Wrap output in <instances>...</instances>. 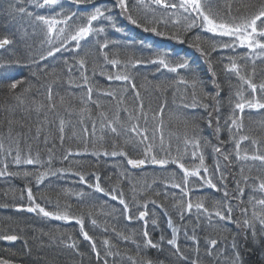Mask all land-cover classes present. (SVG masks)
Returning <instances> with one entry per match:
<instances>
[{
  "label": "rangeland",
  "instance_id": "obj_1",
  "mask_svg": "<svg viewBox=\"0 0 264 264\" xmlns=\"http://www.w3.org/2000/svg\"><path fill=\"white\" fill-rule=\"evenodd\" d=\"M4 1H6L7 5L9 4V6L15 11V13H18V17L11 20V24L14 26L9 29L8 28L2 29L3 27L1 26L2 21L0 20V38L5 37L7 34L8 37H10L9 39H12V37L14 39V42L12 44L5 46V49H0V62H3L1 61V59L5 61L8 59H15L17 55H20L24 52L30 55L35 54L36 56H39L41 52L46 53V50L50 47V45L48 44V37L46 35V26L36 21L34 15L28 16L26 13L21 14L15 9H18L19 7H23L26 9L27 12H31L33 14L48 15V16L55 15V12H53L49 8H43V9L36 8L35 0H22L23 2L18 1V0H0V4L1 2H4ZM66 2H70V1L63 0V10L64 8H67V9L76 8L75 5L67 4ZM3 4L4 3H2L1 5L3 6ZM110 5L111 4H109V6ZM86 7L87 5H81L80 10H86ZM157 7L158 6L156 5H148L147 7L142 5V9L140 10L142 11L141 12L142 14H146L152 17L153 19H156L158 27H161V28L167 27V26L171 27V25L179 24L183 28L185 21L183 20V17L181 16L180 13H176L175 15H169V13H172L173 10L172 11L165 10L163 8L160 13H152V10H156ZM57 8L59 7L57 6L56 9ZM1 12L2 10L0 9V13ZM120 15H121V18L118 17L120 24H123L124 26L127 25L128 27H135L134 25H131L128 22L125 15H122L121 13ZM173 20H177L178 23L173 24L172 23ZM98 23L107 25L105 29V33H104L106 36H108L109 38L113 40L115 39V41H117V44L123 43V40L124 38H126V36L119 34L121 32H116L115 29H113L108 24L107 21H100ZM58 27H63V25H59ZM195 30L196 32L200 33L199 29H193L192 31L194 32ZM11 32H13L12 35H10ZM204 34L209 35L206 33H201V35H204ZM102 35H100L99 38L93 35L89 38V41H81V46L87 47L89 51H93L97 53V55L88 53V57L90 59H88L89 60L88 65L86 64L89 67V70L86 73L89 78V84L93 87L91 101L88 100L87 87L83 86V82L81 78V72L83 71L82 69L77 70V68H73L75 72H69L68 74L66 73L65 78L62 81V83H61L60 76H57V75L53 76L51 73L49 75V80H47L48 87L52 86L54 89V91L51 94V100H49L48 89L41 87L36 91L38 93H35L34 95L38 96L40 95V91L41 92L44 91L45 93L42 95L41 97L42 99L37 101L36 104H34V107H32V109L29 110V112H31L32 115H34L35 120L38 121L39 117L40 119L41 118L43 119V121L40 123L42 125V127L40 128L41 137L36 136V138L33 141L35 143V146L32 148V150H30L29 152L26 149H24L23 152L20 151V154L22 153L21 154L22 158L25 156H28L30 153L33 158L39 157L45 168L48 166L49 160H51V167L53 170L62 168V165H64V163L69 164L70 160L73 158L75 161H83L84 159H88V157L92 158V160L94 161L97 159H98L97 161H99V159H105L107 161L113 162V164L116 165V163H114L116 161L115 160L116 157H112L111 155L104 156L102 154L99 156L95 155L96 156L95 157L92 154L94 152H97L99 149L103 147H107L111 145L110 143L103 144V142L106 141V139H108L109 137H112V135L115 136L116 138H119L121 142L125 144L126 148L130 147L131 149H134L133 154H138L141 157L143 150L140 148L141 145L138 144V140L136 139V137H133L131 140H129L130 133L123 132V128L129 127L131 123L136 122L135 120L130 121L128 118V114L129 113H139L140 104L142 103L143 111L146 113L148 117L150 116V118L147 119L148 121L147 125L153 126L152 133L154 132L157 126L162 125L164 142L166 141V143L164 144V149H169L168 148L169 144L170 145L175 144L177 146V150L175 152L171 151V159L179 157L180 162L190 169L193 168L194 166H198L199 165L198 157L204 153L203 149L207 147V144L211 143V140L209 139V142L206 143L205 142L206 136L203 133V131L201 132L200 135L196 132L197 133L196 138L199 139L201 147L199 151H197L196 153L197 158L194 159L192 155V152H193L192 145L185 144V138L187 137V139L192 140L193 133L188 134L185 130H183L184 127L182 126V122H180V119H175L174 114L176 112L182 111L188 114L195 113V115H198L200 118H202L206 112L203 109V107H197V108H191V107L186 108L184 106L183 108L180 107V104L182 102L183 103L187 102L186 98L183 95L184 93L182 90L185 84H182L180 82L178 83L174 81H170V82L168 81V79H174V77H176L178 81H180L181 79H184L188 75L186 72L187 69H182L181 71L177 73H164L166 69H163L162 67L158 65H155L160 70L159 72H156L154 74L153 70L150 69V68H154L152 64L141 65L139 73L136 75V77L133 80L135 82L136 89L139 92V98H137L136 91L132 89V85L130 83L125 84V82L117 81V80L109 81L106 75L101 74V69H103L105 73H111V74H116L118 72H126V70L122 68L124 67V65H126V67L127 66L130 67L129 72L138 70L137 66L132 67V64L128 63V62H131L129 59H127L124 62L123 60L119 59L118 60L119 64L116 67H113L110 63L105 61L104 53L108 55L109 59H116V58L113 54L114 52L113 49L111 50L108 48V49H105L103 52L99 50V44L104 41L102 38ZM146 37H147L148 42L151 43V45L161 44L164 47H166L167 45L166 43V41H168L167 38H162L154 34H151ZM224 39H229V38H224ZM170 41L173 43H177L178 46H180V48L182 47L181 44L178 43L177 41H174V40H170ZM72 44H74V42H72ZM128 45L130 46V44ZM20 46L24 47L23 50H21V52L19 50ZM137 47L138 46L134 47V49H136ZM140 47L143 53L144 50L142 49L141 44H140ZM237 48H241V47H237ZM243 49L246 50L244 54L247 55L248 49L246 47ZM65 51L67 50L62 49L61 52L57 53L54 56V58H60L59 55ZM256 51L260 52L259 49H257ZM68 52H71V51H68ZM179 52H182V51H178L177 53ZM136 53L138 52L136 51ZM98 55L101 57H98ZM22 58L24 59L23 56ZM48 58H52V57H48ZM150 58L151 57H144V59H150ZM253 58L254 59H249V60L254 61L258 59H263L264 57H258L256 55H253ZM244 63H246L245 59H244ZM31 67L34 68L33 66ZM75 67H78V65L76 66L75 64ZM92 67H94V70H91ZM205 67L209 68V65L205 64ZM13 68L17 69L19 75L23 74L25 70L29 69L28 67H19L16 65H11L10 71H12ZM201 69H202V66H201ZM143 70L147 72L146 73L144 71V74H147L146 79L151 83L153 88L150 86H146V85L143 86L144 83H138L135 81L142 77L141 71ZM92 71H96L97 75L99 76L94 75ZM202 71H204V69H202ZM202 75L205 76V80L207 81L209 91L212 92L213 97H214L211 102L210 101L208 102V104L211 105L208 111L212 113L211 118L214 122H212V127H209L207 124L208 135L211 136L212 134V142H217L216 140H218V138H221L220 137L221 135H219L220 132L222 131L221 125H226V124L231 125V118L233 117V115H235L236 117H240V116L248 117L250 113V115L256 116V115H259V113L264 110V109H259V110L250 109L246 106L243 114H241L239 110L235 108V104L237 102H244L252 98L251 89L248 88V85L244 83L243 81H241L239 78L237 80L238 90L235 91L236 95L232 98L231 103H229V102H225V100L219 101V99L221 98L219 96L215 98V93L217 89L211 82L213 79L212 70H210L207 73V75L201 74L199 72V80L202 82V85H203L204 79L203 77H201ZM248 75L252 77L253 79V74L249 73ZM27 78H29V76H27ZM91 79L102 82L105 85V88H100L98 82L97 84H94L91 81ZM215 79H216V75H215ZM68 82H75L77 84H80L81 86L72 87L71 85L66 84ZM58 83H61L62 87L59 86ZM140 84L142 86V89L138 87V85ZM164 84H165L164 88L166 89L167 94H168V99L166 102L168 106L170 105L169 112H171L172 114V117H171L172 119L171 118L170 119L172 123L175 124L174 125L175 129L179 128L178 127L179 125L183 127L181 131L178 133L179 135L177 134V136L173 133L171 134L168 131L169 129L165 130L163 122L159 123V121H157L158 123H156L151 118L154 113L157 114V116H159L158 114L161 112V108L164 107V98L161 97L163 94L162 93L160 94L156 89H154L156 87H161ZM255 84L257 85V98L264 99V92L260 91L259 89V85L264 84V80L262 82L257 81V83ZM198 88L200 89L202 88L201 84H198ZM79 90H82V91H79ZM105 91H112L114 93V96L104 95L103 92ZM197 91L199 92V90ZM240 97H242L243 100H241ZM57 100L60 101L61 107H58ZM199 101H202V100H199ZM226 103L228 104L227 107L229 106V111L227 115L221 114L222 109H225L226 107ZM51 104L52 105L56 104L57 105V107L55 106L56 109H54V107H51ZM97 104H99V107L97 106ZM125 109L127 111H125ZM90 110L94 111V113L88 112ZM148 112L150 113L149 115H148ZM102 113L109 119L116 121V127L118 129H121L120 135L113 134L108 129H102L101 122L104 120V117L101 115ZM117 115H119L120 117L118 121H117ZM205 116L206 118H208L207 115ZM221 118H225L224 119L225 122L221 121ZM217 119H218L219 126H220L219 133L216 132ZM227 119H228V123H226ZM120 120L121 122H119ZM61 121H63V140H61L60 138L61 137V132H60ZM199 121H201V119H199ZM240 121L242 120H238V123ZM69 122H71L72 125H68ZM139 122L144 123V119H140ZM93 123H95L96 125V131H95L94 136L90 135L93 130L92 129ZM227 126H225L224 128H226ZM234 127L235 126H233L231 129V133L233 132ZM85 129H87V133L85 132ZM227 130H228V133H227L228 137H227V140H225L226 143L225 145L223 144L219 147H221V149L224 152H227L230 154V160L234 161L233 164H237L238 167H242L240 168L242 172H248L252 170V168L243 167L246 163L247 164L249 163L257 167L255 170L258 173H255V174L258 176L260 175L259 176L260 179H264V175H263L264 174V163H261L260 161H254L251 159H247V160L244 159L245 153H248L249 155H251V154H255L257 150L259 151L260 154H264V144L261 143L259 140H255V138L251 139L249 135H245L244 133H240L238 135H235V134L230 135L229 127H227ZM241 131L242 129L239 132ZM153 135L155 136L154 144H155L156 153H158L160 156H164L165 153L160 150V132H154L151 135V137ZM241 136H248L249 139L241 142L240 151H239L240 159H237L236 158V143L240 141ZM80 138H83V139L85 138V140H87L88 142L86 143L85 146L83 144V146L81 147L73 148L75 146H79V145H74V143L75 142L80 143V140H79ZM11 140L12 139H8L4 135L2 136L0 134V145H3V148L0 149V168H3L4 163H7L11 171H14V169L18 168L22 172V174L25 170H28V171L44 170L39 165H24V164H21L20 166L15 165L14 157L17 151L15 149L14 142H12ZM253 140L257 142L258 149H257V145H253L252 143ZM40 141H41V144H37ZM69 150L72 153L79 152L81 154L70 156L69 158L71 159L64 160L63 157L67 155ZM112 150L113 149H108V152L111 153ZM121 151H124V150L122 149ZM9 153H11V155H9ZM98 153H103V152H98ZM206 155H207L208 161H207L206 156L205 157L203 156L204 165L208 168L210 177L213 179L214 183L218 184L220 172H217L216 168H217V165H219V168H222V165H223L222 160L224 159L223 154L216 153L211 148L209 153H207ZM79 157H84V158H79ZM124 161H125L127 169L133 173H142L145 171H149V169L158 171V170H162L165 168V166L161 167L159 165H153L151 163H148L144 165L143 167L138 168V170H134L135 168H132L131 166H129L125 158H124ZM173 165H174L173 166L174 168L168 169L167 171H169V174H164L163 177L170 179L169 181L170 187L168 191H170L171 193H173V191L174 192L177 191L180 194V197H179V200L177 198H173L172 201H170L169 198L164 197L166 199L162 200V204H164L165 207H167L170 211H172L176 218V221H174V223L179 228L177 243L178 241L181 242V239H182V242H184L182 245L192 246L190 250L196 248L195 244H192L193 241L191 239H188L185 236V228L179 226L181 225V222L184 223V221H188L189 223L192 222V224L197 225L195 226L196 229L198 230L196 231V233L202 234L203 232L204 235H212L211 237H213V239H216L218 241V244L216 245V247L212 249L213 254L216 253V257L218 256L222 259L226 258L225 264H230V256L232 254V243H231L228 233H231L230 231H232V223H229L227 221L222 222L221 220H219L218 217L214 215L209 216L205 212H198V210L195 207H193L191 213L184 212V221H182L180 219L181 209H179V207L173 206L177 201L181 200L182 203L186 204L189 200H191V202L194 205L197 202H203L205 208L208 210L209 213L215 212L216 201H217L216 198L217 199L218 197L220 198L221 197L220 194L224 196L223 189L225 188V186L219 185V188L221 189V191H214L212 188H209L206 184H204L203 186H200V181L196 180V178H190V181L192 182L190 183L191 191L189 192L188 196H184L183 193L179 189L171 187V184L173 183H182V179L184 175L183 172L177 167L175 163H173ZM202 172H203V169H201V173ZM88 173H92V174L90 175ZM88 173H87L88 176H91V177L90 178L86 177V180L90 184H95L96 182L95 175H98L100 178H102V175L99 172H92L90 170ZM94 173L95 175H93ZM57 175L48 176L43 182V184L40 185L39 187H37L34 176L24 179L26 183L23 185H21L22 183H15L14 186L11 187V184H10V188L12 190L7 191L6 195H8L9 197H12L14 201L16 202L15 203L16 205H19V204L27 205L28 204L27 192L24 191V189L26 186L29 187L30 186L29 184L34 183L36 189L39 191V193L35 197L39 204L46 207V209L49 211H57V210L67 211L71 215L81 217L84 220L85 231L88 232V234L90 233V231H93L95 234H97V235H93V236L90 235V236L94 237L96 240H98L99 238V244L97 242L95 243L100 253L101 251L102 253L106 251H110L111 253L115 254L114 256L111 255L114 259H118V258L119 260L125 259L128 262H130V260L127 259V257L121 256L123 254L127 256L126 253L128 252H126L124 247L128 245V242L127 241L121 242L122 240L121 238H119L116 235H113L112 232L111 234L110 233L108 234V231L106 232L104 228L101 227L103 226V223H104L103 221L106 220L105 219L106 216L104 214L105 209L102 210V203L109 202V204H112L113 207H116L117 209L119 208V206L120 207H123V206L119 205L117 201L110 200L109 197L107 196H103L100 193L94 192V189L88 187L86 184L79 183L78 176H74L70 173H67V171L63 175H60L59 177ZM159 176H161V174ZM244 177L249 178V173L245 174ZM2 179L5 180L9 178L8 176H5V177H2ZM260 179H257V177L253 178L252 180L249 179L247 186H245L243 178H240L241 187L247 188L248 193L246 194V192L244 191V195L242 197L243 202L241 203V200L238 199L239 206H237L236 209L240 207L242 208V207L248 206V216L250 215L252 216L253 206H255V210L258 213L264 212V207L256 204V200L264 198V191H261L259 189ZM4 180L0 179V181H4ZM143 180H144V176H142L141 181L143 182ZM7 184L8 183H5V186ZM10 188H8V190H10ZM4 189H6V187H4ZM147 189L149 190L151 188H147ZM22 192H23V199L21 198ZM80 193H83V195H80ZM60 196H63L64 198L65 197L69 198V203L63 202L62 204L61 202L60 203L52 202V201H57V199L62 201L60 199ZM49 200H52V201H49ZM90 205L94 207L95 211L92 214H87L86 213L87 207ZM153 208L155 212L157 213V215L162 218L163 227L160 230L158 229L157 225L148 224L147 229L148 231L152 230L153 232H155L156 235L153 236V240L156 242H159L161 235H164L166 239L171 237V229H169L167 226V217L163 216V213L160 211V209L155 208V206H153ZM2 210H4V214H6V216H1L2 218H0L4 220L2 221L3 224L8 223L9 222L8 219L10 220L18 219L15 217L14 218L11 217V213H14V214L18 213V214H23V215L26 214L30 217H36L40 221L45 220L44 224L39 221L36 222L37 225L43 226L45 228L57 227L60 224L66 225V229L70 233H64V234L60 233V235H52L49 240H51L53 244H51L50 246L48 245L46 250H52L55 252V254L59 253L60 257L64 256V254H66L67 256L72 255L73 250H75V248L68 247V245L73 244L76 238L77 240L80 239L83 245L87 244L90 247L91 254H93L96 257V254L93 253L91 250V245L87 241L83 240V236L80 233V225L76 224L75 222L65 223L64 221L50 219L47 217L40 216L36 213L16 211L15 206L12 209H0V211ZM142 210H145V209L143 208ZM226 211L227 210H225V212ZM105 212L109 213V211H106V210ZM133 215L136 216V213H133ZM122 217H121V221L123 222L125 226L133 225L135 222L140 223L139 224L140 238L138 239L140 241V245H143L141 250L142 249H145L146 251L150 250L152 253L150 258L158 259V257H155L154 251L159 252L161 250H153L152 248H148L144 246L143 244L144 222L138 219H133L131 222H129L127 219L124 218V216ZM137 217H138V214H137ZM93 220L96 221L95 224H93L92 222ZM211 226H214V227H211ZM5 228L6 227H4V230ZM17 234L20 238L16 240L15 242L0 240V244L2 246H5L9 249L14 247L9 252L11 254L7 253L5 258L1 256L0 261H5L7 262V264H19V263L11 262V261H16L14 259H18L22 262L24 261L26 262L27 260H29L30 262L29 264H36V262L34 263L33 262L34 260L30 259V257H28L29 255H27V253L30 254L29 249H30L31 244L34 245L35 242L29 241L28 239H24V232L17 231ZM192 234H193L192 232L188 233L189 236H191ZM69 237H71V239H69ZM105 239L109 240L110 242V245L108 248H106V246L103 243ZM166 239L163 244V247L167 249V252L170 250H172L170 251V253L175 252V249H172L171 246L167 245ZM46 240H48V238H46ZM114 240L117 241L116 243L117 247L113 245ZM203 244L207 249L210 248V245L207 242H204ZM75 245H77V243ZM122 246L124 247H123V250L121 251L120 248ZM40 247H43V246H40ZM43 250H45L44 247H43ZM60 252H64V253H60ZM225 255L228 257H225ZM203 256H206V255H203ZM197 258H199L200 264H203L202 263L203 257L202 256L198 257L197 253H195V255L189 259L193 260ZM100 259H101V264H104V257L101 256ZM178 259H179L178 261L179 264H190V261H191L189 259L181 260L179 256H178ZM156 260L153 262V264H160L159 262H156ZM144 264H147V262Z\"/></svg>",
  "mask_w": 264,
  "mask_h": 264
},
{
  "label": "snow or ice",
  "instance_id": "obj_2",
  "mask_svg": "<svg viewBox=\"0 0 264 264\" xmlns=\"http://www.w3.org/2000/svg\"><path fill=\"white\" fill-rule=\"evenodd\" d=\"M71 5H75L76 8H69L67 11L63 10V0H35V7L38 9L49 8L55 15H42L35 14V20L42 23L46 26V35L48 37V44L50 47L45 52H41L39 55V60L35 56L30 58V62L26 61L22 58V54L17 55L15 59H8L6 61L0 62V87H6L8 93L13 95L17 100H20L19 96H16L15 90L17 89L18 84L23 83L22 80L15 79L13 75L10 74L9 69L11 65H16L19 67H28L31 71V65L38 64L39 61L46 60L48 57H54L57 53L61 52V50H67L74 53L76 56L79 55L81 49V41H89V38L95 35L99 38L100 35L105 33V29L107 25L99 24L100 21H107L108 24L115 29L116 32H123V29L120 28L117 24L113 22V10L116 8L120 9V13L126 16L128 22L132 25H135L137 28L142 27L144 32H151L156 36L167 38L169 40L177 41L180 44H184L186 42V35L188 32H191L193 29H199L201 33H206L209 35H196L192 42L189 43V47H193L200 53L202 57L207 58V62L209 63V68L212 70V53L213 52H223L224 50L231 49L235 51L237 47L247 48L248 54L240 57L241 59L249 60L252 59L253 55L258 57H264V5H261L258 10L252 12L250 15L244 16L243 18L233 17L231 14V5H228V11L224 15H221L219 8L217 7L216 0H136V5L130 7V0H115V3L111 4V6L105 5L100 2V0H70ZM81 5H91L90 9L80 10ZM137 5H156L159 8L163 9H171L172 13L169 15H175L176 13H180L185 21L182 32H166L160 30L157 26H150L145 23L142 24L139 19L133 14V7ZM59 7L60 10L57 11L56 7ZM17 10L21 14H27L28 16H33L34 14L31 12H27L25 8L19 7ZM71 22V23H70ZM162 22V21H161ZM173 24L178 23L177 20L172 21ZM59 25H63V27H58ZM217 37L219 39H217ZM229 38V39H224ZM12 40L4 37L0 38V49H5V46L12 44ZM74 42V44H72ZM109 43H117V41L112 40L109 41L105 39L103 42L99 44V50L103 52L105 49L109 48ZM130 43H135V41H130ZM140 44L144 47L149 48L151 51L149 53L150 59H138L133 64L132 67H136L140 64H153L166 69L169 73H177L180 69H189L193 72V79L191 81V86L195 90L198 84L202 85V82L196 76V69L191 65L190 60L187 56H181L180 54L174 53L171 49L161 48V47H153L152 45L145 44L144 41H140ZM259 49L260 52L256 50ZM105 61L110 63L113 67H116L119 64L117 59H109L108 55L105 53L104 56ZM227 59L230 61V64H225V70L228 72H234L239 77L241 81L248 85V88L252 91V98L244 101L237 102L235 104V108L239 110L241 114H243L245 107L247 106L250 109H264V99L257 98V85L252 81L250 77L244 76L240 74L239 68L240 65L237 63V57L228 56ZM221 62H223V57H221ZM67 63V60L65 61ZM79 68L83 71L81 72V78L83 82V86L87 87L88 92V100L92 99L93 87L89 84V78L87 76V65L84 59H80L78 61ZM72 67H69V72L72 71ZM101 74L106 75L109 81L117 80L123 81L125 84H131L132 89L136 91L137 98H139V92L136 89L135 82L132 80L131 76L127 74V72H118L116 74L105 73L103 69H101ZM212 84L216 87L217 91L215 93V97L220 95L221 86L215 79V71L212 70ZM182 84L189 83L188 81L181 79L179 81ZM81 86V85H77ZM260 91L264 92V84L259 85ZM49 92V100H51L52 90L48 89ZM104 95L114 96L112 91L103 92ZM207 98L212 99V93H206ZM243 100L242 97H240ZM23 103L22 100H20ZM99 107V104H97ZM54 107V105H51ZM186 108H197L203 107L205 112L208 113V126L212 127V113L208 111L211 107L210 104L204 103L202 101H198L195 96V91L193 93V102L192 104H185ZM125 111H127L125 109ZM163 112V108H161V113ZM103 115V113L101 114ZM129 120H135L136 123H131L129 127L123 128V132L130 133L129 140L133 137H138V144L143 145V152L140 158H133L125 151H118L116 147L113 146V150L111 153L107 151L103 153L94 152L93 155H111L112 157L123 156L127 160V164L132 168H141L144 165L151 163L153 165H159L161 167L166 166L168 163H175L177 167L183 172L182 183H173L171 187L179 189L184 196H188L191 191L190 188V178H196V180L200 181V186L206 184L209 188H212L214 191H221V189L214 183L213 179L210 177L208 168L204 165V157L200 155L199 165L194 166L193 168L186 167L183 163L180 162V158L171 159V152L168 151L164 156H160L155 151V136L149 137L148 128L140 126V119H144L145 125H147V115L143 111V104H140L139 113H129ZM120 119L119 115H117V121ZM153 120L157 119V114H153ZM238 120H242V116L236 117L233 115L231 118V125H229V132L231 135V129L233 126L236 127L237 131L242 129V124L238 123ZM102 129H108L111 133L120 135L121 129L116 127V121L109 119L108 117H104V120L101 122ZM92 132L90 135H95L96 125L93 123ZM61 140H63V121H61ZM87 133V129H85ZM154 132H160V148L161 151H164V137L162 132V125L157 126ZM216 132H220V126L217 119ZM196 131H193V139L189 140L187 137L185 138V144H190L193 147V158L196 157L197 151H199L201 145L199 139L196 138ZM248 136H241L240 141L236 143V158L240 159L239 151L241 142L248 140ZM221 143H226L225 141H221ZM253 145H257L255 140L252 141ZM3 148V145H0V149ZM170 149V144H169ZM258 149V145H257ZM213 150L216 153L223 154V158L226 161H230V154L224 152L221 147L213 146ZM81 153L76 152L72 153L70 150L63 157L64 160H68L70 156L80 155ZM11 155V153H9ZM244 159H251L254 161H260L264 163V154H260L259 151L255 154L249 155L245 153ZM14 163L17 166L21 164L24 165H39L44 170H36V171H28L25 170L23 172V176L25 178L33 177L35 178L37 187L43 184L45 179L50 175H63L66 171H71L70 169H55L53 170L51 167V160L48 162V166L45 168L42 161L39 157L33 158L29 153L28 156L22 158L19 151H17L14 157ZM9 166L7 163H4L3 168H0V177L5 176H15L18 175L16 172H11L8 170ZM201 169L203 172L201 173ZM217 172H220L219 165L216 168ZM72 175L79 177V183L86 184L88 187L93 188L94 192L100 193L103 196L109 197L112 201H117L119 205L123 206L120 209H113V211H119L121 215L124 216L129 222L133 219H138L144 222V231H143V244L144 246L152 249L163 250V244L165 242L166 237L161 235L160 241H154L150 233L147 229L148 220L146 219L149 216V212L147 211L148 202L145 201L143 207L145 210H140V206L137 205L138 217L133 215L132 208L129 203L126 201L123 191H117L115 187L111 189H106L102 186L101 179L98 175H95L96 182L95 184H90L85 175L80 171L71 172ZM221 182L224 183L227 180V176L220 172ZM260 179V178H257ZM244 184L247 186L249 178L244 177ZM30 183V181H29ZM259 189L264 191V179H260ZM24 191L27 192V201L28 204H19L15 205L16 211H24L28 213H36L40 216L47 217L54 220L64 221L65 223L75 222L80 225V233L83 236V240L87 241L91 245V250L96 254L97 261L100 260L101 254L96 247V243L92 236L88 234V232L84 229V220L81 217L71 215L67 211H49L46 207L39 204L35 198L34 192L31 187L26 186ZM224 197H229V192L227 187L223 189ZM83 195V193H80ZM159 195V193H157ZM244 195V189L240 186V181L236 182V191L232 195V199H239L241 203L243 202L242 197ZM21 198L23 199V192L21 193ZM151 203L155 205V208L160 209L163 213V216L167 217V226L171 229V237L166 239L167 245L171 246L172 249H175V254L180 257L181 260H188V257L184 255L181 251L177 239L179 228L175 225L171 214L168 209L162 203H158L156 200H152ZM256 204L264 207V198L256 200ZM6 207V205H4ZM174 207H179L180 211V219L184 220V212L191 213L193 207H195L198 212H205L209 216H216L221 221H227L229 223H236L237 228H242V233H236L232 237V254L230 256V264H264V212L258 213L255 210V206H253L252 216L249 218L248 209L244 208L241 210L242 220L234 221L233 220V206L231 203H227L226 205H221L218 207L215 212L209 213L205 208L203 202H197L195 205L189 200L186 204L181 201H177ZM224 207L227 208L225 212L222 210ZM155 215V213H154ZM93 224L96 223L95 220L92 221ZM151 223L153 225H157V220L152 219ZM123 235V234H121ZM243 235V242H241L238 237ZM185 236L188 239H191L194 244L198 245L197 237L193 234L191 236L188 235L187 229L185 226ZM20 237L16 234H5L0 235V240L15 242ZM71 239V237H69ZM124 240H129L130 237L123 236ZM106 248L109 247V240L105 239L103 241ZM207 243L210 245V248L206 249L208 256H212V249L216 247L218 241L216 239L208 238ZM139 246V245H138ZM68 247L75 248V244H69ZM199 249L197 248V253ZM250 254V258L246 259L245 254ZM109 255H115L110 251H106L104 254V264H108L107 257ZM251 257H255L252 259ZM0 264H7L5 261H0ZM147 264H153L151 260L147 262ZM160 264H163L161 261ZM190 264H200L199 258L193 259L190 261ZM218 264V262H217Z\"/></svg>",
  "mask_w": 264,
  "mask_h": 264
},
{
  "label": "trees",
  "instance_id": "obj_3",
  "mask_svg": "<svg viewBox=\"0 0 264 264\" xmlns=\"http://www.w3.org/2000/svg\"><path fill=\"white\" fill-rule=\"evenodd\" d=\"M18 1H22V0H18ZM70 1V0H69ZM23 2V1H22ZM101 3L108 5L109 4H113L115 3V0H100ZM2 3L3 6L1 5ZM67 4H70V2H66ZM0 4V9L2 10V12L0 13V20L2 21V29L5 28H12L14 25L11 24V20L15 19L18 17V13H15V11L9 6V4L7 5L6 1L1 2ZM24 4V3H23ZM216 4L217 7L220 10L221 15H224L225 13H227L228 11V5H231V14L233 17H237V18H243L244 16L250 15L252 12L256 11L259 9V7L261 5H264V0H216ZM136 5V0H130V7ZM111 6V5H110ZM91 5H87L86 9H90ZM142 9V5H137L135 7H133V14L137 17V19H139L141 21L142 24H149L150 26H157V22L156 19H153L152 17L146 15V14H142L141 10ZM57 11L60 10V8L56 9ZM64 10H68L67 8H64ZM119 8H116L113 10V22L117 23V25L123 29V33H119L122 34L123 36H126V38H124L123 43L122 44H113V43H109V49H113V54L115 56V58L117 60H123L126 61L127 59H129L131 63L133 64L136 60L138 59H144V57H150L149 53H150V49L147 47L142 46V49L145 51H143L140 49V41H144L145 44H149L151 45V43L148 42L147 37L153 33L151 32H144L143 28H137L135 25V27H128L127 25L124 26L123 24L119 23L118 17L121 18L120 12H119ZM162 10V8L157 7L156 10H152V13H160ZM165 10H171V9H165ZM172 11V10H171ZM35 16V14H34ZM48 16V15H47ZM132 25V24H131ZM160 30L162 31H166V32H182L183 28L179 25H171V27L167 26V27H158ZM6 33V32H4ZM10 34V33H9ZM13 32H11L10 35H12ZM111 34V33H110ZM131 34V35H129ZM201 35V32L198 33L196 32V30L193 32H188L185 39L186 42L182 45L181 44V48L180 46H178L177 43H173L171 42L169 39L168 41H166L167 45L166 47H164L161 44H156L152 46L155 47H161V48H167V49H171L174 53H177L178 51H182L179 52L177 54H180L181 56H187V58L190 60L191 65L193 66V68L196 69V76L199 79V72L201 74L207 75V73L210 71V68H206L205 64L209 65V63L207 62V58L205 57H200V53L198 51H196L195 48L193 47H189V43L193 41L194 37L196 35ZM112 35V34H111ZM205 35V34H204ZM113 36V35H112ZM7 38L8 35L6 34ZM118 37V36H117ZM4 38V37H2ZM103 40L108 39L109 41H112L113 39L109 38L108 36H106L105 34L102 35ZM132 38V39H130ZM134 41L136 43H130V41ZM217 39H219L217 37ZM14 42V39L12 37L11 39ZM115 40V39H114ZM122 41V40H121ZM12 42V43H13ZM129 42V43H127ZM130 44V46L128 45ZM138 46L136 49H134V47ZM23 46H20L19 50L21 52V50H23ZM98 49V48H96ZM95 49V50H96ZM136 51L138 53H136ZM246 50L243 48H236L235 51H232L231 49L228 50H224L223 52L217 51V52H213L212 53V58H211V63H212V70L215 71L216 74V79L217 82L219 83V85L221 86V91H220V95L219 97H221L219 99V101H224L225 102H229L231 103L232 98L236 95V92L238 90V76L236 75V73L234 72H228L225 70V64H230V61L227 59L228 56H235L237 57V63L238 65H240L239 71L241 75L250 77L248 74L251 73L253 74V79L252 77H250L252 79V81L254 83H257V81H263L264 80V58L263 59H258V60H246V63H244V59H241L240 57L245 56L246 54H244ZM88 53H92L94 55H97V53L93 52V51H89V49L87 47H83L81 46L80 49V53L78 56H76L74 53L72 52H62L59 56L60 58H47L46 60L43 61H39L38 64L35 65H31L34 68L31 67V71L29 69L25 70V72L21 75H19L18 71L16 68H13L12 71H10L11 74L14 75L15 79H19L23 81V83L18 84L17 89L15 90L16 96L20 97V100L23 101V103L20 102V100H17L13 95L8 93V90L6 87H0V134L5 137H7L8 139H12L11 141L14 142L15 145V149L16 151H24V149L28 150V152L30 150H32V148L35 146V143L33 142L34 139L36 138V136L41 137V127L42 125L40 124L43 119L39 117L38 121L34 119V115H32L31 112H29V110L32 109V107H34V104H36L37 101H39L40 99H42V95L45 93L44 91L41 92L40 91V95L36 96L34 95L39 88L44 87L46 89L51 88L52 92L54 91L52 86L48 87L47 84V80H49V75L52 73L53 76L57 75L60 76L61 78V83L65 78L66 73H69V67H72V71L71 72H75L73 70V68H77V70H79V63L78 61L80 59H84L86 61V64L88 65V62L90 59L88 57ZM105 54V53H104ZM103 54V55H104ZM40 55V54H39ZM199 55V56H198ZM22 56L24 57V59L26 61L30 62V58L32 56H35L37 58V60H39V56H36L35 54H28V53H22ZM98 57H101L98 55ZM221 57H223V62H221ZM29 58V59H28ZM252 59H254L252 57ZM67 60V63H65V61ZM1 61H5L3 59H1ZM78 65V67H75ZM127 64V63H126ZM201 64V65H200ZM14 65V64H13ZM141 65L144 64H140L137 65V69L136 71H130L129 72V66L126 67V65H124V67H122L123 69L126 70L127 74H129L132 78V80H134V78L136 77V75L139 73V70L141 68ZM153 65V64H152ZM204 69V71H202L201 69ZM13 67V66H12ZM154 68H150L153 70L154 74L156 72H159L160 69L157 68V66L153 65ZM204 67V68H203ZM89 70V67L87 66V72ZM91 70H94V67L91 68ZM182 69L178 70L181 71ZM144 71H141L142 77L138 80H135L138 83H144L143 86H150L152 87L151 83L146 79L147 74H144ZM146 72V71H145ZM187 77L184 78V80L188 81L189 83L185 84L184 88H182L183 90V95L186 98L187 102H182L180 104V107L183 108V106L185 104H192L193 102V93L195 91V96L196 99L202 100V102L204 103H208L209 101L211 102L212 99L207 98L206 93H212L211 91H209L208 88V84L207 81L205 80V76H201L204 79V83L202 88H198V85L196 86L195 90L193 89V87L191 86V81L193 79V72L189 69H187ZM92 73L96 76L97 72L96 71H92ZM147 73V72H146ZM162 73V72H161ZM164 73H169L167 70H165ZM247 74V75H246ZM27 76H29V78H27ZM91 81L94 84H99L100 88H105V85L100 82V81H96L91 79ZM168 81H174V82H178L179 81L176 79V77H174V79H168ZM28 82V83H27ZM58 83L59 86L62 87V84ZM66 84L71 85L72 87H77V84L75 82H68ZM165 84L161 87H156L154 89H156L160 94L162 93L163 95L161 96L162 98H164V107H163V112L159 113L157 116L156 120H153L154 122L158 123L157 121H159V123L163 122L164 123V128L165 130H168L171 134H175L177 136V134L181 131V129L184 127L183 130H185L188 134H192L194 129L195 131L200 135L201 132L203 131V133L206 136L205 142L208 143L209 139L211 140L210 144H207V147H205V149H203V156L207 158V153H209V151L211 150V148L213 149V146H221V145H225V143H221V141H225L227 140V127H229V124L226 125H221V129L222 131L220 132L219 135H221V138H218V140H216L217 142H212V134L211 136L208 135V131H207V124H208V118H206L205 115H207L208 117V113L206 112L204 114V116L202 118H200L198 115L194 114H188V113H184L182 111L180 112H176L174 114L175 119H180V122H182V126L180 125L178 126L179 128L174 127V123H172L171 121V117L172 114L171 112H169V106L167 104V99H168V94L166 89L164 88ZM139 88L142 89L141 84L138 85ZM187 87V88H186ZM42 88V89H44ZM153 88V87H152ZM102 90V89H101ZM199 90V92L197 91ZM82 91V90H79ZM78 91V92H79ZM103 91V90H102ZM77 92V93H78ZM216 98V97H215ZM55 102V101H53ZM42 103V102H40ZM58 103V107H61V103L59 100H57ZM52 105V104H51ZM54 105V109L55 106L57 107L56 104ZM227 103H226V107L225 109H222L221 114H225L227 115L228 111H229V106L227 107ZM124 106V105H123ZM57 112V111H55ZM88 112H92L94 113V111L90 110ZM150 113L148 112V115ZM37 115V114H36ZM103 117H105V115H102ZM153 117V115H152ZM151 117V118H152ZM101 118V116H100ZM150 116H147V119H149ZM171 118V119H170ZM143 119V118H141ZM159 119V120H158ZM199 119H201V121H199ZM225 118H221V121H224ZM121 122V120L119 121ZM212 122H214L212 120ZM225 122V121H224ZM136 123V122H135ZM140 123V122H139ZM226 123H228V119L226 120ZM240 124H242V133H244L245 135H249V137L251 139L255 138V140H259L261 143L264 144V110L262 112L259 113V115L253 116V115H248V117L244 116L242 117V121L239 122ZM184 124V125H183ZM68 125H72L71 122H69ZM228 125V126H227ZM140 126L142 127H147L148 128V135L149 137H151V135L154 133H152V128L153 126L151 125H145L144 123H140ZM225 126H227L226 128H224ZM124 127V126H123ZM236 127H234L235 129ZM39 131V132H38ZM38 133V134H37ZM230 133V132H229ZM37 134V135H36ZM232 135H234L233 133H231ZM179 135V134H178ZM103 137V136H101ZM210 137V138H209ZM137 140H139L138 137H136ZM80 143L75 142L74 145H79V146H75L73 148L76 147H81L86 145V143L88 142L87 140H85V138H80ZM226 142V141H225ZM110 143L111 145L107 146V147H103L101 149H99L97 152H108V149H113V146L116 147V150L121 151L122 149L127 152L131 157L133 158H140V155L138 154H133V150L130 147L126 148L125 144H123L121 142V140L119 138H116L115 136L112 135V137H109L108 139H106V141L103 142V144H107ZM166 143V141L164 142V144ZM37 144H41V141L38 142ZM140 148L143 150V146L141 145ZM169 148V145H168ZM161 150V148H160ZM177 150V146L175 144H171L170 145V149H164V153L168 152V151H173L175 152ZM110 153V152H108ZM22 154V153H21ZM95 156V155H94ZM96 157V156H95ZM79 158H84V157H79ZM171 158V157H170ZM71 159V158H69ZM98 160V159H97ZM97 160H92V158L88 159H84L83 161H75L74 158L70 160V163H64V165H62V168L64 169H70L71 171H67V173L71 172H75V171H80L82 172L85 177H91L88 176V174H92V173H88L90 170L92 172H99L102 175L101 182H102V186L105 187L106 189H111L113 187L116 188V190L119 191H123L124 197L126 199V201L129 203L130 207L132 208V212L136 213V216L138 214L137 212V205L140 206V209L142 210L143 204L145 201L148 202L147 204V211L149 212V216L147 217L148 224H152L151 221L152 219H156L157 220V227L158 229L161 230V228L163 227V221L162 218L160 216L157 215V213L155 212L153 206V204H151L152 200H156L158 203H162L163 199L169 198L170 201L173 200V198H177L179 200L180 194L176 191L173 193H171L170 191H168L170 185H169V178H165L163 177L164 174H169V171H167L168 169L174 168L173 163H168L167 167L165 166L164 169L162 170H153V169H149V171H145L142 173H133L130 172L125 164L124 161V157L123 156H116L115 158V162L116 165L113 164V162L107 161L105 159H99V161ZM102 160V161H101ZM208 161V158H207ZM223 165L222 168H220V172H223L226 176H227V180L226 182L222 183L221 179H220V173H219V182L217 184V186L219 187V185H224L227 187V190L229 192V197L225 198L224 196H222L220 194V198L218 197V199L216 198V209L218 207H221V205H226L227 203H231V205L233 206V220L234 221H239L242 220V213L241 210L244 208L248 209L247 207H240L237 208V206H239V200L238 199H232V195L235 193V186H236V182L240 181V178H244L245 174L249 173V179H253L255 177L259 178L258 175H256L255 173H258L255 169L257 168L255 165H251V164H245L243 167L246 168H252L251 171L248 172H242L240 170V168L242 167H238L237 164H233V160L230 161H226V160H222ZM11 165V164H9ZM209 166V164H208ZM100 167V168H99ZM233 168V169H232ZM9 171H11L10 168H8ZM255 170V171H254ZM11 172H16L18 173V175L15 176H8L9 179H2V177H0L1 180L4 181H0V209H12L16 204V202L14 201V199L12 197H9L8 195H6L7 191H11L12 189L10 188V184L11 187L14 186L15 183H22L21 185L25 184L26 181L24 179H26L22 172L16 168L14 169V171ZM88 173V174H87ZM241 173V174H240ZM151 174V176H150ZM161 174V176H159ZM264 175V174H263ZM58 177L60 175H57ZM142 176H144V180L143 182L141 181ZM214 176V175H213ZM55 177V176H54ZM5 183H8L5 186ZM13 183V184H12ZM6 187V189H4V187ZM34 192L35 197L37 196V194L39 193V191L36 189L34 183L29 184ZM19 186V185H18ZM241 186V185H240ZM127 187V189H126ZM8 188H10V190H8ZM36 190H35V189ZM147 188H151V189H147ZM60 189V188H59ZM244 191L246 192V194L248 193V189L247 188H243ZM157 193H159V195H157ZM155 197V199H154ZM166 197V198H164ZM55 198V197H54ZM256 198V197H254ZM60 199L62 201H60L59 199H57V201H52L53 203L58 202V203H62L66 202L69 203V198L67 197H63L60 196ZM181 201V200H180ZM19 202V201H18ZM6 205V207L4 206ZM117 205V204H116ZM150 205V206H149ZM164 205V204H163ZM82 206V205H81ZM122 207L119 206L118 209H120ZM167 208V207H165ZM105 209L108 212H105L104 210V214H105V219L103 222V226H101L102 228H104V230L107 232L108 234L111 232L113 233V235L118 236L119 238H121V242H128V245H126L125 247L122 246L120 248V250H123V247L125 248L127 256L126 255H121V256H125L127 257V259L130 260V262H128L125 259H114L111 255H109L107 257L108 263L109 264H144L146 262H148L149 260H151L152 262H154L157 258L151 259V251H146L145 249H142L143 245H140V241L138 238H140L139 235V224L138 222H135L133 225H129V226H125L123 224V222L121 221V217L123 215L120 214L119 211H113L114 207L112 204H109V202L106 203H102V210ZM115 209H117L115 207ZM168 209V208H167ZM78 210V209H77ZM222 210H227L226 207H224ZM95 211L93 206H88L87 207V214H92ZM169 213L171 214V216H174L173 212L170 211L168 209ZM155 213V215H154ZM85 215V214H84ZM1 216H6V214H4V210L0 211V218H2ZM90 216V215H89ZM251 216V215H250ZM249 216V218H250ZM11 217H15L18 219L15 220H9L8 223L3 224L2 221H4L3 219H0V235H5V234H17V231H21L24 232V239H28L29 241L35 242L34 245L31 244L30 246V254L27 253V255H29L28 257H30V259L34 260L33 262L36 264H101V259L99 261H97V258L91 254L90 252V247L86 244L83 245V243H81L80 239H76L74 240L73 244L75 245V250H73V254L67 256L66 254H64V256L60 257V254H55L54 251L52 250H46L47 246L53 244V242H51L50 237L52 235H60V233L64 234V233H70L67 229H66V225L60 224L57 227H50V228H45L43 226L37 225L36 222H42L44 224L45 220H38V218L36 217H30L26 214H18V213H11ZM104 218V217H103ZM123 218V217H122ZM173 220L176 221V218ZM37 221H36V220ZM184 221V220H183ZM26 222V223H25ZM225 222V221H222ZM47 223V222H45ZM50 225V224H49ZM180 227L187 229V233L192 232L197 238L198 240V245L195 244L196 248L190 250V248L192 246L187 245L184 246L182 245L184 242L178 241L179 247L181 249V251L184 253L185 256L189 258L193 257L195 255V253H197V248L199 249L197 255L198 257H203L202 259V263L203 264H225L226 258L222 259L220 257H216V253H214L211 257L208 256L207 251H206V247L204 246V242L208 241V238H212V235H204V233L202 232V234L196 233V231H198L196 229L195 226L192 224V222H188V221H184V223L181 222V225H179ZM4 227L5 230H4ZM214 227V226H211ZM9 229V230H7ZM203 229V228H202ZM242 228H237L236 223H232V231H230L231 233H228L229 238L231 240L232 243V237L233 235H235L236 233H241ZM227 230V229H225ZM239 230V231H237ZM14 231V232H13ZM151 238L153 239V236L156 235L155 232H153L152 230L149 231ZM123 234V235H121ZM192 234V235H193ZM89 235H97L95 234L93 231H90ZM199 235V236H198ZM123 236H128L130 237L129 240H124ZM241 237V239H240ZM46 238H48V240H46ZM94 241L97 242L99 244V238L98 240H96L93 237ZM238 239L243 242V235H240L238 237ZM31 243V242H30ZM50 243V244H49ZM117 241L114 240L113 245L115 247H117ZM194 244V243H192ZM121 245V244H120ZM139 245V246H138ZM43 246L45 250H43ZM0 258L1 256H3L5 258V256L7 255V253L10 252V250L12 248H7L5 246H2L0 244ZM153 250H158V249H153ZM65 251V250H64ZM163 251V252H162ZM156 252L154 251V255L155 257H158V259L156 260V262H163V264H179L178 261V255L175 254V252L170 253V251L167 252V249L163 247V250ZM18 253V252H17ZM60 253H64V252H60ZM68 253V252H67ZM11 254V253H9ZM101 256L104 257V253H102L101 251ZM159 254V255H157ZM200 254V256H199ZM206 255V256H203ZM225 257H228L225 255ZM14 258V257H12ZM245 258L249 259L250 258V254L246 253L245 254ZM252 259H255V257H251ZM167 259V261H166ZM16 261H11L14 263H19V264H29V260H27L26 262H22L18 259H14ZM116 260V261H115ZM191 260V259H189ZM220 261V262H219ZM141 262V263H140Z\"/></svg>",
  "mask_w": 264,
  "mask_h": 264
},
{
  "label": "bare ground",
  "instance_id": "obj_4",
  "mask_svg": "<svg viewBox=\"0 0 264 264\" xmlns=\"http://www.w3.org/2000/svg\"><path fill=\"white\" fill-rule=\"evenodd\" d=\"M243 117V116H242ZM233 134H235V135H238V134H240V133H242V131L241 132H239V131H237V129L235 128L234 130H233V132H232ZM134 170H138V168H135ZM180 209V208H179ZM172 218H174L173 216H172ZM175 219V218H174ZM174 221V220H173ZM242 233V232H241ZM199 256H200V254H199Z\"/></svg>",
  "mask_w": 264,
  "mask_h": 264
}]
</instances>
